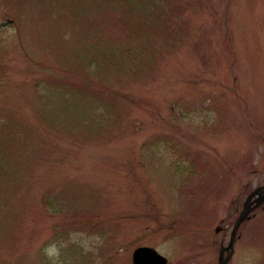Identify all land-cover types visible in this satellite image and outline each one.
<instances>
[{
    "label": "rangeland",
    "instance_id": "374dc122",
    "mask_svg": "<svg viewBox=\"0 0 264 264\" xmlns=\"http://www.w3.org/2000/svg\"><path fill=\"white\" fill-rule=\"evenodd\" d=\"M259 185L264 0H0V264H217Z\"/></svg>",
    "mask_w": 264,
    "mask_h": 264
},
{
    "label": "water",
    "instance_id": "95a60500",
    "mask_svg": "<svg viewBox=\"0 0 264 264\" xmlns=\"http://www.w3.org/2000/svg\"><path fill=\"white\" fill-rule=\"evenodd\" d=\"M263 187H258L247 197L241 212L235 219L233 228L230 233V239L226 247H221L218 254V264H227L233 254V242L235 240L236 232L240 224L248 219V214L257 206H259L264 198L262 197V192L260 190ZM258 198L252 201L254 196ZM132 264H166V259L159 255L153 248L150 247H139L135 249L131 255Z\"/></svg>",
    "mask_w": 264,
    "mask_h": 264
},
{
    "label": "bare ground",
    "instance_id": "6f19581e",
    "mask_svg": "<svg viewBox=\"0 0 264 264\" xmlns=\"http://www.w3.org/2000/svg\"><path fill=\"white\" fill-rule=\"evenodd\" d=\"M215 231H216V232H218V231H219V229L217 228V229H215ZM230 233H231V231H230ZM229 239H230V234H229ZM229 239H228V242H229ZM228 242H227V244H228ZM227 244H226L225 246H222V247H226V246H227ZM217 260H218V258H217ZM217 264H218V262H217Z\"/></svg>",
    "mask_w": 264,
    "mask_h": 264
}]
</instances>
